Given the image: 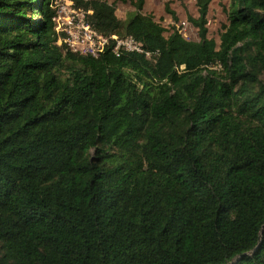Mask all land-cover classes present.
Returning a JSON list of instances; mask_svg holds the SVG:
<instances>
[{
  "label": "trees",
  "instance_id": "trees-1",
  "mask_svg": "<svg viewBox=\"0 0 264 264\" xmlns=\"http://www.w3.org/2000/svg\"><path fill=\"white\" fill-rule=\"evenodd\" d=\"M71 1L142 53L65 51L53 0H0V264H264V0L218 44L210 0L197 42Z\"/></svg>",
  "mask_w": 264,
  "mask_h": 264
},
{
  "label": "rangeland",
  "instance_id": "rangeland-1",
  "mask_svg": "<svg viewBox=\"0 0 264 264\" xmlns=\"http://www.w3.org/2000/svg\"><path fill=\"white\" fill-rule=\"evenodd\" d=\"M71 0H53V6L64 4ZM108 4H112L115 9V15L118 19L124 21L134 9L130 6L128 0H105ZM168 3V9L174 14L173 17L165 11V4ZM230 9L229 0H210L207 12V37L218 44L219 35L222 26L225 24L226 15L224 11ZM142 14L150 16L155 22L162 25L167 37L172 31H178L183 38L188 41H198L197 31L192 28L187 21L188 17H197L196 0H144ZM94 152L91 151V155Z\"/></svg>",
  "mask_w": 264,
  "mask_h": 264
},
{
  "label": "built area",
  "instance_id": "built-area-1",
  "mask_svg": "<svg viewBox=\"0 0 264 264\" xmlns=\"http://www.w3.org/2000/svg\"><path fill=\"white\" fill-rule=\"evenodd\" d=\"M54 10L55 16L52 21L58 37L56 45H64L65 51L98 58L105 52L111 40L114 41V47L111 51L116 56L123 52L142 53L140 45L130 37H103L99 35L86 21V16L90 15L91 12L76 9L72 1L56 5ZM179 34L182 36L181 33ZM146 56L148 57V55Z\"/></svg>",
  "mask_w": 264,
  "mask_h": 264
}]
</instances>
